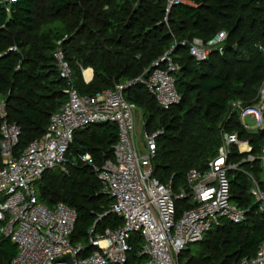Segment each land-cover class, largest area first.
Instances as JSON below:
<instances>
[{
	"label": "trees",
	"instance_id": "16d2710c",
	"mask_svg": "<svg viewBox=\"0 0 264 264\" xmlns=\"http://www.w3.org/2000/svg\"><path fill=\"white\" fill-rule=\"evenodd\" d=\"M115 1L107 0V5L110 6ZM148 1L152 3V11L129 29L135 30L131 36H139L134 44L120 41L116 45L115 53L110 57H98L95 53L85 56L79 51V62L83 68L94 69L95 76L90 83L84 82L82 71L68 57L67 47L64 46L67 41L62 44L63 53L71 65L75 88L81 95L89 97L111 89L118 83L126 85L139 76H146L152 71L154 63L166 55L176 64L180 63L175 78L182 100L176 106L168 110L160 108L155 98L141 83L128 88L125 98L143 111L145 127L151 133L159 129H154L157 116L153 113L155 104L159 111L161 110L163 116L159 117L160 123L156 126L163 129L164 133L157 140L158 151L153 161L154 176L162 184L169 183L173 178L174 190L183 186L189 192V171H203L209 162L217 157L223 129L237 132L242 139H248L254 147V153L264 147V131L246 132L236 116L229 113L232 102L240 100L250 104L258 97L264 82V55L259 52L255 40L252 39H248L253 52L249 59L240 58L227 45L235 32H243L239 28L244 13H248L251 18L247 24L254 38L258 41L264 39V0H246L241 10L238 0H195L197 5L180 3L169 9L174 23L173 30L169 28V31L163 20L167 0ZM42 3H50L54 14H48L52 16L51 19L38 24L36 16L40 13L37 8L41 7ZM71 7L70 0H15L10 6L0 5V96L16 104L15 107L11 105L12 107L7 108L6 118L21 129L17 155L31 142L46 134L52 116L67 102L68 86L60 77L55 55L58 42L67 38L69 29H79L82 25L78 21L70 23L65 19ZM96 7L98 9V6ZM226 11L236 12V15L231 21L222 24L227 30H219L215 26L216 21L229 19L230 15L225 13ZM86 12L79 11L78 16L82 19ZM89 19L94 23H108L109 20L115 21V16L109 13L105 18ZM203 24L207 25V30L199 29ZM137 25L138 27H135ZM122 26L124 28L121 31L114 28L112 34L115 37H123L124 32H127L124 23ZM221 31L228 34V39L223 45L225 54L213 52L204 62H198L190 55L188 43L193 39L200 38L207 42ZM32 34H37V44L41 43L40 49H45L44 53L38 51L44 59L43 62H47V65H42L48 68L45 73H40L36 68L38 54L35 51L38 46L32 42L25 44L18 41ZM244 34H247V31H244ZM7 36L12 42L1 40ZM107 42L109 46L110 41ZM12 43L20 47L17 53L10 51ZM228 55L232 58L230 67L216 70L214 66L217 62H227L225 56ZM180 89H184L185 96H197L200 104H189ZM2 121L3 118H0V128ZM1 140L0 130V142ZM118 141L119 130L112 123L93 125L77 132L68 156L78 164L70 166L68 174L58 170L48 173L37 185L39 199L46 206L52 208L58 202H63L76 210L77 223L72 242L82 244L90 252L95 250L90 247V232L94 231L96 235L103 233L107 228L119 229L123 220L110 213L112 199L102 191L101 183L93 169L78 161V156L88 153L94 162L101 166L105 161L115 159ZM233 152L231 160L238 161L241 156L236 148H233ZM1 154L2 152L0 170L4 166ZM254 171L259 178L262 171L258 165ZM229 176L232 201L239 207L250 208L249 218L243 224L225 223L224 226L211 231L206 239L199 243L204 245L205 252L192 257L185 264H238L243 258L254 257L259 246L264 243V212H259L258 204L253 203V197L249 193V181L240 173L231 172ZM180 203L186 210L195 207L190 199ZM133 242L135 249L129 264H140L144 260L143 256L138 255L141 240L136 238ZM189 251L188 249L182 257ZM17 253V247L11 239L0 233V264H12Z\"/></svg>",
	"mask_w": 264,
	"mask_h": 264
},
{
	"label": "built area",
	"instance_id": "2783aa9c",
	"mask_svg": "<svg viewBox=\"0 0 264 264\" xmlns=\"http://www.w3.org/2000/svg\"><path fill=\"white\" fill-rule=\"evenodd\" d=\"M14 1L0 0V5L10 6ZM168 1L170 6L181 3ZM227 39L225 31L207 42L195 38L188 43L190 55L204 62L213 52L223 54ZM56 59L60 77L68 86L67 102L52 116L46 134L17 155L20 127L4 116L0 128L4 162L0 170V233L17 247L12 264H129L136 238L141 240L138 255L144 257L140 264H182V255L190 245L202 243L225 223L243 224L248 220L250 208L232 203L231 172L247 178L249 193L259 204V212H264V179L254 171L258 165L264 174V147L254 153L251 142L237 132L223 129L217 157L205 170L189 171V192L183 189L176 194L173 178L162 184L154 176L153 161L161 133L146 128L138 133V108L125 98V91L141 83L160 108L168 110L179 104L175 78L179 66L169 55L154 63L152 71L141 79L126 85L118 83L93 97L83 96L75 88L72 68L63 51L57 52ZM84 73L82 69V76ZM83 80L88 84L85 77ZM229 113L246 132L264 131V82L255 101H234ZM248 118L253 124L247 122ZM103 123H112L119 130L115 159L98 166L87 153L79 155L78 161L96 173L102 191L112 199L110 213L119 216L123 225L101 234L90 232V247L95 249L90 252L72 242L76 210L63 202L52 208L46 206L39 199L37 185L54 170L68 174L69 167L78 164L68 156L76 133ZM233 148L241 156L238 161L231 160ZM187 199L195 207L178 218L176 203ZM238 264H264V243L254 257L243 258Z\"/></svg>",
	"mask_w": 264,
	"mask_h": 264
},
{
	"label": "rangeland",
	"instance_id": "374dc122",
	"mask_svg": "<svg viewBox=\"0 0 264 264\" xmlns=\"http://www.w3.org/2000/svg\"><path fill=\"white\" fill-rule=\"evenodd\" d=\"M70 1L72 2V7L70 10L67 11V18L65 19H67V21H70V23H74L75 21L76 22L78 21V23H81L82 25L79 29H75V28L69 29L70 34L67 36V38L64 41L62 40L58 42L57 48H56V54L58 51L64 52V46H66L67 47L66 52L68 54V57L72 60L73 63H75V66L78 67L80 71H82V69L84 68H83V65L79 62V57H80L79 51H81V53H83V55L85 56L95 53L98 57L100 56L110 57L113 55V53H115L116 45H118L120 41L124 43L134 44L136 37H139V36L138 35L131 36L133 35V31L135 30L133 29L129 31L130 27L134 26V23L136 21H139L142 18H144L145 15L151 12L153 9L152 3L149 2L148 0H116L110 6L107 5L108 3L107 0L106 1L105 0H70ZM179 1L184 4L197 5L195 0H179ZM224 1H227V0H224ZM238 3L240 7L239 9L241 10L242 6L246 3V0H238ZM50 5H51L50 3H42L41 7L37 8V11L40 13V14H37L36 16L38 24L44 20L51 19L50 17L52 16H49L48 14L52 13L53 15L54 10H51ZM96 6H98V9ZM166 6H167V9L164 10L165 14H164L163 20H164V23L166 24V29L169 31V28H172L173 30V27H174L173 26L174 23L172 21L173 17H171V13L169 9H172V7L175 5L170 6L169 1L167 0ZM84 10L87 11L86 16L82 17L81 19V17L78 16V12L84 11ZM109 13L115 16V21L109 20L108 23L96 21L94 23V22H91V20L89 19L91 17H93L94 19L95 17L105 18L106 15H108ZM225 13H228V15H230L229 19L223 18V19H219L216 21L215 26L219 30L225 29L222 26V24L225 21H228V22L231 21L233 17H235L236 15V12H232V11H226ZM123 19H124V22H123ZM249 21H251V18L248 16V13H244L242 16L241 26L239 28V29H242L243 32L241 33H239V31L235 32L229 38L227 42V45L231 47L230 50L231 51L233 50L234 52H236L240 58L246 57L249 59L253 53L251 45L248 43V39H252L253 41L255 40L256 46L258 47L259 52H261L264 55V39L258 41L256 38H254L247 24ZM123 23L125 25V28L127 27L126 28L127 32H124L125 34H123V37L122 36L115 37L112 34L114 28L118 29V31H121L124 28L122 26ZM149 23H151V21H149ZM138 25L135 27H138ZM110 28H113V29H110ZM199 29L207 30V25L203 24ZM244 31H247V34H244ZM135 33L138 34V31H136ZM37 38H38L37 34H32L31 36H28L27 38H21L18 41L24 42L25 44L32 42L38 46V49H36L35 51L38 54V62L36 63V68L40 73H45L46 71H48V68H45V66H42V65H47V62H43L44 59L41 57V54L38 53V51H41L42 53H44L45 49L44 48H42V50L40 49V46L42 44L41 43L37 44ZM1 40H5V41L11 40L12 42V39L8 36L7 38H3ZM66 41H67V44L62 46L63 42H66ZM107 41H110L109 46H108ZM111 43L113 44L112 46H111ZM140 43H141V40H140ZM84 44L86 45L85 47L82 46ZM136 44H138V41L136 42ZM19 50H20V47L18 45H16L15 43L11 44L10 46L11 52L17 53ZM224 51L223 53L225 54ZM55 58H56V55H55ZM225 58L227 62L223 60L217 62V64L214 66L216 70H219L221 68L230 67L229 62L232 61L231 56L228 55V56H225ZM177 65L180 66V63H177ZM88 69H92L93 74L95 76L94 69L93 68H88ZM84 70H87V69H84ZM142 76H139L138 78L141 79ZM180 92L185 97V99L187 100L189 104H192V103L200 104L198 102L197 96L193 94L185 96L184 89H180ZM8 100L3 98V96H0V118H3L4 116L7 117L8 116L7 108L12 107V106L15 107L16 105L14 104V101L9 102ZM181 100H182V96H181ZM153 113L157 115L155 118L156 123L154 125V129L159 128L156 132H160L161 134H163L164 130L156 126L158 123H160L159 117L163 116V113L161 112V110L159 111L156 104H155V109ZM247 122L250 124H253V121H251L249 118L247 119ZM136 125H137V131L139 134L141 133L142 130L146 128L145 123H144V113L140 109H138ZM1 156L3 159L2 154ZM259 178L263 180L264 174L260 173ZM183 189L184 187L180 186V187H177L176 190H174V192L178 194V193H181ZM232 203L235 204L234 201H232ZM253 203H256L255 200L253 201ZM176 206H177V212H178V218H179L181 214L186 210V208H184V206L180 203V201H177ZM188 249L190 251L182 258V264H185L192 257L199 256L205 252V247L203 244H193V245H190Z\"/></svg>",
	"mask_w": 264,
	"mask_h": 264
},
{
	"label": "crops",
	"instance_id": "0c3cea01",
	"mask_svg": "<svg viewBox=\"0 0 264 264\" xmlns=\"http://www.w3.org/2000/svg\"><path fill=\"white\" fill-rule=\"evenodd\" d=\"M83 77L87 79V83H90L94 78L93 70L92 69L85 70Z\"/></svg>",
	"mask_w": 264,
	"mask_h": 264
},
{
	"label": "water",
	"instance_id": "95a60500",
	"mask_svg": "<svg viewBox=\"0 0 264 264\" xmlns=\"http://www.w3.org/2000/svg\"><path fill=\"white\" fill-rule=\"evenodd\" d=\"M154 68V67H153ZM222 126L220 125V128H221ZM259 205V204H258ZM64 260H66V261H69V262H71L70 261V258H66V259H64Z\"/></svg>",
	"mask_w": 264,
	"mask_h": 264
}]
</instances>
